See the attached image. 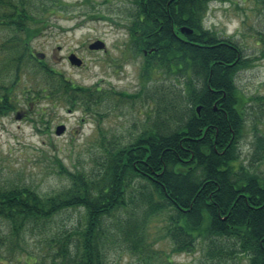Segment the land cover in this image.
<instances>
[{
  "label": "trees",
  "instance_id": "trees-1",
  "mask_svg": "<svg viewBox=\"0 0 264 264\" xmlns=\"http://www.w3.org/2000/svg\"><path fill=\"white\" fill-rule=\"evenodd\" d=\"M211 1L133 0L136 11L128 24L138 52L147 51L142 75L146 81L159 73L180 75L188 116L163 118L131 142L103 147L98 169L69 171L58 165L69 183L49 196L0 180V264H109L114 243L149 255V224L159 215L167 217L159 238L171 241L173 251L194 252L202 242L204 258L213 264L233 253L247 264H264V173L241 162L236 144L245 127L236 77L248 63L235 43L204 27ZM181 27L192 32L182 33ZM43 72L55 89L36 91L37 96L45 93L57 103L62 97L85 112H96L117 94L73 84L56 71ZM0 104L1 112L11 108L8 94ZM255 142L257 161L264 158V135L258 132ZM76 207L85 210L83 222L70 232L49 235L46 224ZM35 229L41 235L45 230L43 247L49 253L54 249L50 261L25 248L26 235Z\"/></svg>",
  "mask_w": 264,
  "mask_h": 264
},
{
  "label": "rangeland",
  "instance_id": "rangeland-1",
  "mask_svg": "<svg viewBox=\"0 0 264 264\" xmlns=\"http://www.w3.org/2000/svg\"><path fill=\"white\" fill-rule=\"evenodd\" d=\"M57 1L59 5L49 0H4L8 8H3L0 19V37L12 38L0 46V96L8 94L11 106L0 111V180L29 185L48 196L69 183L58 165L69 171L98 169L103 147L131 142L146 127L182 112L187 117L190 109L180 75L159 73L148 81L142 75L147 51L138 52L128 24L136 11L133 0ZM12 21L18 23L20 32ZM203 25L218 39L235 43L242 61L248 63L236 77L245 117L244 131L236 144L241 162L263 174L264 158L255 161V141L258 132L264 135V0H212ZM22 39L29 41L27 47ZM98 41L104 48L91 50L89 45ZM71 55L82 64H72ZM44 70L61 73L73 84L98 86L117 94L103 100L96 112L72 108L61 96L58 103L45 93L37 96L36 91L55 89L52 80L44 79ZM123 93L134 96L127 99ZM60 125L66 129L57 135ZM84 216L82 207L64 209L45 228L49 235L70 232ZM166 220L159 215L149 224L151 251L145 252L149 255L114 243L107 253L108 263L213 264L204 258L202 242L195 245L194 252H176L171 241L159 238ZM42 234L38 229L28 232L25 248L50 261L54 249L49 253L43 247L40 240L45 230ZM233 254L222 264H247L241 254Z\"/></svg>",
  "mask_w": 264,
  "mask_h": 264
},
{
  "label": "water",
  "instance_id": "water-1",
  "mask_svg": "<svg viewBox=\"0 0 264 264\" xmlns=\"http://www.w3.org/2000/svg\"><path fill=\"white\" fill-rule=\"evenodd\" d=\"M181 32H182V33H188V34H190V33L192 32V30H191V29H188V28H186V27H181ZM104 46H105V45H104L103 42L98 41V42H95V43L89 45V48H90L91 50H95V49H101V48H104ZM38 55H39V54H38ZM41 56H42V58H43L44 55L41 54ZM69 60H70V62H71L72 64H75V65H77V66H80V65L82 64V60H81L80 58H78L77 56H75V55H71V56L69 57ZM198 111H199V108H198ZM65 129H66L65 125H60V126H58L57 129H56V134H57V135L62 134V133L65 131Z\"/></svg>",
  "mask_w": 264,
  "mask_h": 264
},
{
  "label": "flooded vegetation",
  "instance_id": "flooded-vegetation-1",
  "mask_svg": "<svg viewBox=\"0 0 264 264\" xmlns=\"http://www.w3.org/2000/svg\"><path fill=\"white\" fill-rule=\"evenodd\" d=\"M4 7L8 8V5L4 4V0H0V19H2V14H3L2 10H3ZM3 17H4V14H3ZM11 25H13L16 30H19L18 28L15 27L16 26L15 24H11ZM1 27L3 28V24L0 22V28ZM16 30H13V31L16 32V33L20 32V30H19V32H17ZM10 40H12V38L9 39V38L0 37V46H6L10 42ZM21 41L27 47L29 41H26L24 39H22ZM1 100H2V97L0 96V102H1ZM0 108H1V104H0ZM231 130L233 131V138H234L235 137V132H234L233 129H231ZM254 138H255V136H254Z\"/></svg>",
  "mask_w": 264,
  "mask_h": 264
}]
</instances>
